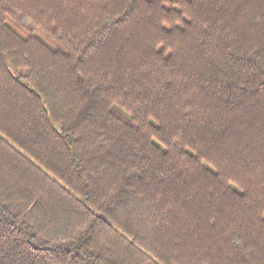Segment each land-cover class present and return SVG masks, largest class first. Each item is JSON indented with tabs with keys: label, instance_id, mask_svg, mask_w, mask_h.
<instances>
[{
	"label": "trees",
	"instance_id": "1",
	"mask_svg": "<svg viewBox=\"0 0 264 264\" xmlns=\"http://www.w3.org/2000/svg\"><path fill=\"white\" fill-rule=\"evenodd\" d=\"M0 264H264V0H0Z\"/></svg>",
	"mask_w": 264,
	"mask_h": 264
}]
</instances>
